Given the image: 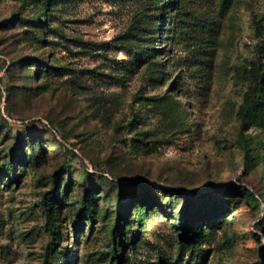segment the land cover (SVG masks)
<instances>
[{
    "label": "rangeland",
    "instance_id": "obj_1",
    "mask_svg": "<svg viewBox=\"0 0 264 264\" xmlns=\"http://www.w3.org/2000/svg\"><path fill=\"white\" fill-rule=\"evenodd\" d=\"M0 264H264V0H0Z\"/></svg>",
    "mask_w": 264,
    "mask_h": 264
},
{
    "label": "trees",
    "instance_id": "obj_2",
    "mask_svg": "<svg viewBox=\"0 0 264 264\" xmlns=\"http://www.w3.org/2000/svg\"><path fill=\"white\" fill-rule=\"evenodd\" d=\"M127 46H125V48H126ZM253 69H252V73H253V75H254V77L256 78V79H260L261 81L263 80L262 78H263V75L260 73V69H259V65H253V67H252ZM241 126H242V128L243 127H245V126H247V123H246V120H245V118L243 117L242 118V122H241ZM244 139H245V143H244V148L246 149V150H248L249 149V144L247 143V140H246V136H244ZM8 171H10V169L8 170ZM54 183L56 184L57 183V180H54ZM229 188H231V187H229ZM242 189H245L244 187H242ZM51 192V194L53 195L54 193H55V186H53L52 188H51V190H50ZM249 194H251V196L256 200V198H255V195H254V193L252 192V191H249ZM44 205L45 206H47V199H46V197L44 196ZM187 204V202L185 201V205ZM85 209V208H84ZM81 211L79 212V214H78V218H80L81 216ZM182 229H183V226H182Z\"/></svg>",
    "mask_w": 264,
    "mask_h": 264
}]
</instances>
